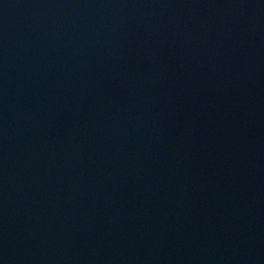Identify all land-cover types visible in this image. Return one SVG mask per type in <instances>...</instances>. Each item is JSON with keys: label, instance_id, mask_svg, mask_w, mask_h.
Segmentation results:
<instances>
[{"label": "water", "instance_id": "95a60500", "mask_svg": "<svg viewBox=\"0 0 264 264\" xmlns=\"http://www.w3.org/2000/svg\"><path fill=\"white\" fill-rule=\"evenodd\" d=\"M0 264H264V0H0Z\"/></svg>", "mask_w": 264, "mask_h": 264}]
</instances>
